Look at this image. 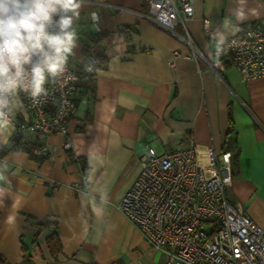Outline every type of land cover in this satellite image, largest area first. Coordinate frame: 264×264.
I'll return each mask as SVG.
<instances>
[{"label": "crops", "instance_id": "0c3cea01", "mask_svg": "<svg viewBox=\"0 0 264 264\" xmlns=\"http://www.w3.org/2000/svg\"><path fill=\"white\" fill-rule=\"evenodd\" d=\"M231 6L232 0H194V16L185 27L169 30L151 20L145 1L85 0L70 58L79 75L74 108L65 134L39 139L38 148L46 151L42 159L22 150L23 170L10 177L22 207L14 228L5 223L12 200L0 209L5 264H165L116 204L137 175L146 147L166 152L191 139L230 153L236 165L228 196L264 229V76L243 81L227 57L214 56V33ZM249 6L264 9V0H250ZM92 12L99 14L98 30ZM262 16L264 10L237 33ZM203 17L212 38L202 28ZM88 62L96 64L92 90L83 73ZM13 151L0 152V159ZM86 153L101 161L96 174L108 192L102 219L92 207H81ZM26 216L56 223L58 253L46 243L54 228L36 234Z\"/></svg>", "mask_w": 264, "mask_h": 264}, {"label": "built area", "instance_id": "2783aa9c", "mask_svg": "<svg viewBox=\"0 0 264 264\" xmlns=\"http://www.w3.org/2000/svg\"><path fill=\"white\" fill-rule=\"evenodd\" d=\"M140 1L147 3L151 20L169 30L177 24L185 27L194 16V0ZM202 28L213 37L208 17H203ZM225 49L219 58L227 57L241 80L264 76V16L228 36ZM95 70L93 62L83 68L86 74ZM69 74L73 79L50 89L39 109L26 101L32 119L17 118L16 134L41 140L51 133H66L79 79L70 62ZM64 146L70 148L69 139ZM33 152L46 154L43 148ZM139 159V171L116 207L144 241L162 253L165 264H264V229L227 193L232 182L228 151L215 152L191 139L166 152L148 146Z\"/></svg>", "mask_w": 264, "mask_h": 264}, {"label": "clouds", "instance_id": "9594fccd", "mask_svg": "<svg viewBox=\"0 0 264 264\" xmlns=\"http://www.w3.org/2000/svg\"><path fill=\"white\" fill-rule=\"evenodd\" d=\"M84 5L85 0H0V152L10 148L18 116L25 121L32 119L26 101L39 109L51 95L50 89L62 88L73 79L69 62L78 46V22ZM249 5L250 0H232L229 15L214 33L216 59L226 52L227 34L237 33L240 24L258 18L264 10ZM90 19L98 30L99 14L92 12ZM25 155L16 150L0 159V209L5 207V199L12 200L5 218L10 228L16 226L22 207L10 177L23 170ZM86 155L81 207H92L102 219L108 192L96 174L101 161L91 153Z\"/></svg>", "mask_w": 264, "mask_h": 264}, {"label": "trees", "instance_id": "16d2710c", "mask_svg": "<svg viewBox=\"0 0 264 264\" xmlns=\"http://www.w3.org/2000/svg\"><path fill=\"white\" fill-rule=\"evenodd\" d=\"M99 65H103L99 64ZM94 68L96 69V64L93 63ZM85 77H86V81H87V86L92 90L93 89V85L91 84V76L92 74H86L83 71ZM41 146V143L39 141V139H34L33 141H27L26 139H24V137L22 135H15L13 138V143L11 144L10 148L6 149H12V150H25L28 152V154L31 157H34L38 160L42 159V155H36L33 152V148H38ZM69 148H67L68 150ZM6 150L2 151V153H4ZM69 152V150H68ZM235 162H232V171L234 169L235 166ZM27 221H29L31 224H33L36 227V234L40 233L46 226H50L52 228H54V230L48 234L46 236V243L47 246L50 250V252L55 255L56 253H58L60 251V240L59 237L57 235V232L55 230L56 228V223L55 222H46V223H41L36 221V219H34L33 217L30 216H26ZM6 259L5 257L0 253V264H5Z\"/></svg>", "mask_w": 264, "mask_h": 264}]
</instances>
